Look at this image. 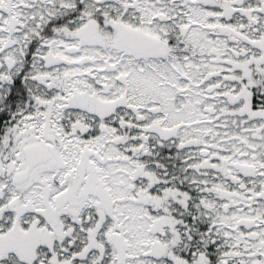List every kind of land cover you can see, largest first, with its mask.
Listing matches in <instances>:
<instances>
[{"label":"snow or ice","instance_id":"obj_1","mask_svg":"<svg viewBox=\"0 0 264 264\" xmlns=\"http://www.w3.org/2000/svg\"><path fill=\"white\" fill-rule=\"evenodd\" d=\"M0 264H264V0H0Z\"/></svg>","mask_w":264,"mask_h":264}]
</instances>
